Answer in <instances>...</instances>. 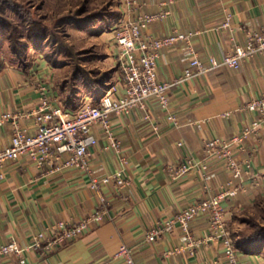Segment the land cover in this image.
Instances as JSON below:
<instances>
[{
    "label": "crops",
    "instance_id": "1",
    "mask_svg": "<svg viewBox=\"0 0 264 264\" xmlns=\"http://www.w3.org/2000/svg\"><path fill=\"white\" fill-rule=\"evenodd\" d=\"M139 1L140 11L168 12L163 19L152 23L147 33L157 37L173 33L188 36L162 49L157 60L159 79L174 81L181 77L192 50L207 71L172 88L170 103L178 126L169 122L167 112L154 102L149 103L148 113L135 109L129 114L112 115L114 133L127 160L125 172L130 183L121 190L113 185L103 187L107 195L106 219L91 224L79 238L49 254L28 247L34 236L47 231L49 225L59 221L78 222L99 207L98 196L90 188V178L75 167L48 173L28 157L10 161L0 169V243L17 241L27 249L26 264H97L112 258L123 244L133 249L136 264H229L219 240L193 249L184 248L187 237L180 227L162 234L154 242L147 241L146 234L191 202L215 195L232 179L220 159L210 160L207 180L198 168L173 179L168 167L180 164L187 157L205 160L208 140L229 139L257 118L246 105L264 97V55L254 56L239 69L222 65L212 68L211 58L221 63L235 43L245 44L247 32L264 30V0ZM227 12L232 15L233 31L222 28ZM118 17L121 18V12ZM114 49L111 46L112 54ZM2 61L0 112L36 107L40 96L38 85L44 82L51 85L55 103L70 108L69 95L64 92L61 100L51 80V66L45 60L33 66H23L21 59L15 57ZM114 89L116 96L122 93V86ZM86 96L94 95L89 92L82 99ZM227 112L230 116H225ZM201 120L204 122L199 127ZM24 122L34 126L30 119ZM93 132L98 143L90 150V160L94 176L101 178L121 168V163L117 153L107 149L109 140L103 129L96 125ZM11 139L12 126H0V147L9 145ZM245 148L241 157L251 161L250 174L259 184L253 183L251 176L246 177L238 195L224 203L229 228L237 215L245 213L264 196V126L245 141ZM190 226L196 240L211 232L207 216L197 217ZM234 242L243 264H264V251L247 252L243 249L246 242L240 239ZM6 264L20 263L18 257L10 255ZM114 264L123 263L115 259Z\"/></svg>",
    "mask_w": 264,
    "mask_h": 264
},
{
    "label": "built area",
    "instance_id": "2",
    "mask_svg": "<svg viewBox=\"0 0 264 264\" xmlns=\"http://www.w3.org/2000/svg\"><path fill=\"white\" fill-rule=\"evenodd\" d=\"M118 1L121 18L111 30V44L115 48L113 56L123 73L120 95L116 96V90L111 87L105 91L99 102L92 96H86L76 109L64 108L55 103L51 85L44 82L38 85L40 96L36 107L31 110L0 112V126H12L10 144L0 147V169H4L8 162L17 161L22 157H28L38 168L48 173L75 167L90 178V188L99 199V207L80 221H59L49 225L47 231L37 233L28 247L31 250H42L44 254H49L64 243L79 238L91 224L102 223L107 217L104 208L107 195L103 192V187L113 185L121 190L130 183L125 172L127 160L122 153L121 141L115 136L112 115L129 114L135 109L148 113L149 103L154 102L167 112V120L178 126L179 121L172 112L170 103L172 88L207 71L204 63L192 50L189 65L181 77L174 81L159 79L157 60L162 49L188 39V36L173 33L157 37L147 33L152 23L167 15V10L147 13L139 10V0ZM218 1L223 3L226 0ZM231 21L232 15L227 12L222 28L233 31ZM256 55H264V30L247 32L245 44L235 43L221 63L212 57L211 64L212 68L222 65L239 69L244 62ZM246 108L255 112L257 118L229 139L213 137L208 140L205 145V160L196 161L193 157H187L180 164L168 167L169 175L173 179L182 178L194 168H198L204 172L202 176L207 180L210 160L220 159L232 179L215 195L195 200L157 224L146 234L147 241L154 242L162 234L180 227L187 237L184 248L194 249L204 243L219 240L229 264H243L226 220L224 203L238 195L246 177L251 176L253 183L259 184L255 176L250 174L251 161L242 158L241 153L246 151L245 141L264 126V97L251 100ZM225 116H230V112ZM146 117H149V114ZM28 119L33 121V127L24 122ZM203 122L204 120L199 121L198 126ZM96 125L103 129L109 140L107 149L114 150L121 163V168L101 178L94 176L90 160V150L98 143L93 132ZM179 145L182 146L183 143L179 142ZM200 216L208 217L211 232L204 239L196 240L191 233L190 224ZM26 250L17 241L0 243V264H6V258L10 255L18 257L20 264H26ZM115 259L122 260L123 264H136L133 249L125 244L120 246L112 258L97 264H114Z\"/></svg>",
    "mask_w": 264,
    "mask_h": 264
},
{
    "label": "rangeland",
    "instance_id": "3",
    "mask_svg": "<svg viewBox=\"0 0 264 264\" xmlns=\"http://www.w3.org/2000/svg\"><path fill=\"white\" fill-rule=\"evenodd\" d=\"M118 5V0H0V64L14 57V49L23 66L45 60L61 100L66 93L121 87L123 73L110 52ZM234 220V241L264 245V196Z\"/></svg>",
    "mask_w": 264,
    "mask_h": 264
},
{
    "label": "trees",
    "instance_id": "4",
    "mask_svg": "<svg viewBox=\"0 0 264 264\" xmlns=\"http://www.w3.org/2000/svg\"><path fill=\"white\" fill-rule=\"evenodd\" d=\"M118 15L115 16V20L118 21ZM13 55L14 57L17 59H20V52L19 51H16L14 49L13 51ZM12 58V57H11ZM2 63L0 64V67H1ZM94 92L90 91V93H92L94 96L93 98L95 99L96 102H99V100L101 99V97L103 96V94L105 93V89L102 87L101 89H98V90H93ZM98 93V94H97ZM69 97H70V102H68V107H70V109H76L79 104L81 103V99H82V96H79V95H73V94H68ZM66 107V105L64 106V108ZM243 242H246V247H243V249H245V251L247 252H253V253H260L262 250H263V247L264 245H262L261 243L259 242H255L253 240H248L246 238H243L242 240Z\"/></svg>",
    "mask_w": 264,
    "mask_h": 264
},
{
    "label": "bare ground",
    "instance_id": "5",
    "mask_svg": "<svg viewBox=\"0 0 264 264\" xmlns=\"http://www.w3.org/2000/svg\"><path fill=\"white\" fill-rule=\"evenodd\" d=\"M98 94V93H97ZM95 97V96H94Z\"/></svg>",
    "mask_w": 264,
    "mask_h": 264
}]
</instances>
